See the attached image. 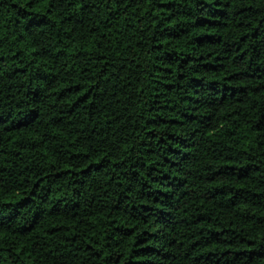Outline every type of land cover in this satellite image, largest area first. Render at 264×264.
<instances>
[{
  "label": "trees",
  "instance_id": "16d2710c",
  "mask_svg": "<svg viewBox=\"0 0 264 264\" xmlns=\"http://www.w3.org/2000/svg\"><path fill=\"white\" fill-rule=\"evenodd\" d=\"M0 264H264V0H0Z\"/></svg>",
  "mask_w": 264,
  "mask_h": 264
}]
</instances>
